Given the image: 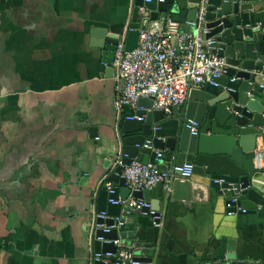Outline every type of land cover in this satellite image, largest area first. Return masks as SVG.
I'll return each mask as SVG.
<instances>
[{
  "label": "crops",
  "instance_id": "0c3cea01",
  "mask_svg": "<svg viewBox=\"0 0 264 264\" xmlns=\"http://www.w3.org/2000/svg\"><path fill=\"white\" fill-rule=\"evenodd\" d=\"M132 1L0 0V264L87 263L90 214L121 152L122 123L112 105L114 69L93 46L101 30L122 38ZM161 17L194 30L187 11ZM252 98L264 106V94ZM143 150L151 161L158 149ZM189 181L187 201L152 188L160 224L133 213L119 237L142 244L151 264H264V208L227 215L204 179ZM223 240L234 259L216 262Z\"/></svg>",
  "mask_w": 264,
  "mask_h": 264
},
{
  "label": "water",
  "instance_id": "95a60500",
  "mask_svg": "<svg viewBox=\"0 0 264 264\" xmlns=\"http://www.w3.org/2000/svg\"><path fill=\"white\" fill-rule=\"evenodd\" d=\"M260 1L263 0H206L203 26L208 31L206 38H214L220 48L216 54L225 58L222 73L212 79L213 84L205 83L191 89L186 104L173 108L171 117L158 110L152 111V99H139L137 106L143 109L137 111V115L144 120L122 121L121 164L109 162L105 180L113 192L109 193L105 187L99 189L98 212L117 216L120 206L111 203L106 206L104 200H116L122 193L125 196L121 199L130 196L149 202V191H130L120 176L123 167L132 161L147 162L148 156L143 152L147 139H152L151 146L163 151L164 162L169 165L172 159L176 167L192 165V175L204 179V185L216 197L245 210L239 214H255L264 208V167L256 169L253 164L258 139L264 140V106L252 98L255 93L264 94V87L258 81V73L264 68V23L257 20ZM141 7L149 11V16L140 20ZM200 7L201 0H133L131 19L122 36L125 51L136 47L139 28L144 29L149 21L159 19L162 14L187 11V21L195 30ZM101 31L95 36L98 41L93 47L100 50L101 61L113 71L111 63L121 38ZM188 121L194 123L195 134L187 126ZM91 135L92 138L97 136L95 131ZM164 168L170 169V166ZM171 190L172 199L187 201L191 183L189 179L175 178ZM98 223L111 225L110 220H98ZM96 236L115 239L117 233L97 230ZM225 245L223 240L214 261L234 259L232 254L223 253ZM114 249L112 244L101 245L97 241L93 245L95 252ZM147 260L141 258V261Z\"/></svg>",
  "mask_w": 264,
  "mask_h": 264
},
{
  "label": "built area",
  "instance_id": "2783aa9c",
  "mask_svg": "<svg viewBox=\"0 0 264 264\" xmlns=\"http://www.w3.org/2000/svg\"><path fill=\"white\" fill-rule=\"evenodd\" d=\"M205 4L206 0H201L195 30H183L178 22L168 17H160L149 21L144 29L139 28L137 45L131 51H125L123 37L120 39L111 63L114 69L112 105L118 122L144 120L143 116L137 115L139 109L137 102L141 98L152 99L151 110L161 111L166 117H170L173 108L187 102L191 89L199 88L205 83L213 84L212 79L222 73L226 65L225 58L216 54L220 48L216 46L214 38H206L208 31L203 26ZM139 15L140 20L147 18L149 11L141 7ZM258 75L264 80V68ZM260 86L264 87V81L260 82ZM187 126L192 134L196 133L192 121H188ZM262 134L264 137V130ZM151 143L152 140L147 139L143 148H151ZM121 158L120 152L112 163L121 164ZM163 161L164 153L156 150L151 161L145 163L132 161L123 167L120 176L124 178L125 186L130 191H150L156 186H162L167 193L171 192L175 178L188 180L192 176V165L183 164L181 167L165 169L162 167ZM253 164L256 169L264 167V150L257 149ZM105 178L102 185L112 193V187ZM108 203L119 205L120 212L117 216H110L104 211H91L87 228L89 255L86 264H151L148 261H141V258H146L143 255L145 247L142 244L136 239L122 240L118 232L130 222L133 213L149 215L155 226L161 222L160 213L154 210L149 202L132 197L108 199ZM225 209L227 215L245 212L232 202L226 203ZM98 220L103 222L110 220L111 225L100 224ZM97 230H102L103 233L115 230L117 237L107 239L96 236ZM95 241L101 245L112 244L115 249L95 252L93 250Z\"/></svg>",
  "mask_w": 264,
  "mask_h": 264
},
{
  "label": "trees",
  "instance_id": "16d2710c",
  "mask_svg": "<svg viewBox=\"0 0 264 264\" xmlns=\"http://www.w3.org/2000/svg\"><path fill=\"white\" fill-rule=\"evenodd\" d=\"M125 112H127V111H125Z\"/></svg>",
  "mask_w": 264,
  "mask_h": 264
}]
</instances>
